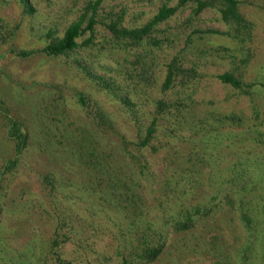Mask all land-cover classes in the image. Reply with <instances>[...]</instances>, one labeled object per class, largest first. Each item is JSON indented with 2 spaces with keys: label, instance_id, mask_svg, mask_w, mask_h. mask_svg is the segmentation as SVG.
Instances as JSON below:
<instances>
[{
  "label": "rangeland",
  "instance_id": "1",
  "mask_svg": "<svg viewBox=\"0 0 264 264\" xmlns=\"http://www.w3.org/2000/svg\"><path fill=\"white\" fill-rule=\"evenodd\" d=\"M176 1L99 0L92 32L52 55L38 48L87 0H29L31 12L0 0V264H264V0H234L237 22L218 0L199 11L188 0L153 28L154 43H117L104 24L118 14L139 26ZM173 55L182 70L162 88ZM9 118L26 132L18 153ZM205 207L172 227L178 210ZM157 233L161 251L143 260Z\"/></svg>",
  "mask_w": 264,
  "mask_h": 264
},
{
  "label": "trees",
  "instance_id": "2",
  "mask_svg": "<svg viewBox=\"0 0 264 264\" xmlns=\"http://www.w3.org/2000/svg\"><path fill=\"white\" fill-rule=\"evenodd\" d=\"M22 4L23 10L26 12H31L32 7L29 0H19ZM99 0H87L86 4L84 5L83 9L79 11L75 18L67 23L64 27L60 35L54 36L50 38L46 43L38 48V50L43 51L46 54L52 55H59L64 54L68 50L76 47L78 45L77 37L81 35L86 30L89 31V34L92 32L93 24L95 22V12L96 6ZM188 0H177L173 5H167L165 3L160 4L155 12L141 25L135 27H125L120 24V17L118 14L109 18V20L104 24L110 30L111 34L113 35L114 39L117 43L121 44H131V45H138L144 38H151L153 42L155 39L150 37L153 28L161 21L169 17L173 14L177 7ZM194 1L195 5L193 6L194 11H199L203 7L212 4V0H192ZM222 2L226 7L220 8L222 16L226 19V12H229L232 18L237 22L239 21L240 17L237 14L236 10L234 9V0H218ZM50 33V32H49ZM48 33V34H49ZM90 39V38H88ZM148 41V40H146ZM150 42V41H148ZM154 43V42H153ZM155 43L157 44L158 41L156 40ZM31 50L27 49H18L16 53L25 55L29 53ZM181 63L180 58L176 55H173L166 63H165V73L162 80V88L167 87L170 82L177 76V72L181 71ZM217 78L223 82L230 83L231 85L238 87L240 85L239 80L235 78L228 72H220L216 74ZM98 81H101L102 85L108 89L109 88V81L103 78L101 75L95 76ZM264 85V83H263ZM77 101L81 104L83 109L91 115L93 121L98 126H108L110 127L109 119L103 114V112L89 99L80 94H76ZM165 101L163 99H159L156 101V106L159 109H163L165 106ZM153 132V125L152 121L146 125L145 133H143L142 137L136 142L138 145H145L149 137L152 135ZM7 136L13 140L15 153H18L20 149L24 146L27 136L26 132L23 130L22 125L19 124L18 121L14 119L8 120L7 125ZM124 141V140H123ZM135 143V142H134ZM14 157L8 159L7 163L4 164V168L10 167L14 164ZM140 164V163H139ZM141 165V164H140ZM142 166V165H141ZM167 179L170 180V176L168 173L164 174ZM48 183L51 182V176L45 174L43 177ZM176 181L175 183H177ZM208 210L207 207L203 209L193 208V210H189L187 208H183L178 210L176 213V218L172 220V227L176 230H183L187 227H190L194 222L195 216H200L203 213H206ZM152 240L151 242L141 243L139 247V256L143 260H151L154 259L163 247V239L162 233H157L156 235H151ZM53 244H55V238L52 239ZM57 264H72L69 259L65 258H57ZM122 264H126L124 261Z\"/></svg>",
  "mask_w": 264,
  "mask_h": 264
}]
</instances>
